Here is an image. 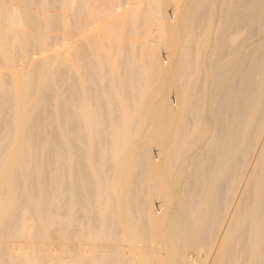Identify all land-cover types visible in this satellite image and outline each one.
<instances>
[{
  "label": "bare ground",
  "instance_id": "bare-ground-1",
  "mask_svg": "<svg viewBox=\"0 0 264 264\" xmlns=\"http://www.w3.org/2000/svg\"><path fill=\"white\" fill-rule=\"evenodd\" d=\"M263 29L264 0H0V264H264Z\"/></svg>",
  "mask_w": 264,
  "mask_h": 264
},
{
  "label": "rangeland",
  "instance_id": "rangeland-1",
  "mask_svg": "<svg viewBox=\"0 0 264 264\" xmlns=\"http://www.w3.org/2000/svg\"><path fill=\"white\" fill-rule=\"evenodd\" d=\"M260 37H261V40H263L264 41V29H263V31L261 32V34H260ZM260 37H255V38H251V39H249L248 41L249 42H245V44H243L240 48H238V50H237V54L236 55H233V56H235V57H237V56H244L243 58H244V60H246V58H247V56L250 54V52L252 51V47H253V45L254 44H256L257 43V41H259L260 40ZM251 40V41H250ZM256 42V43H255ZM210 47H209V45L208 46H206V47H204V53H203V55L204 56H210V52H208ZM242 58V59H243ZM237 60H239V58L237 57ZM238 62H240V60L238 61ZM259 78V77H258ZM201 143H203V145L201 144ZM200 143V145L198 146L199 148L200 147H203V146H205V144H206V141H202ZM205 143V144H204ZM199 148H197V149H199ZM196 149V150H197ZM195 151V150H194ZM196 152V151H195ZM194 152V153H195Z\"/></svg>",
  "mask_w": 264,
  "mask_h": 264
}]
</instances>
